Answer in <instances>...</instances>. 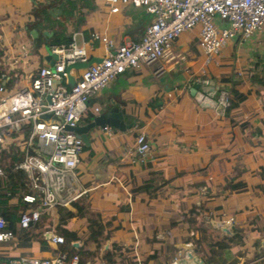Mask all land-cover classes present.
Segmentation results:
<instances>
[{"label": "crops", "instance_id": "obj_1", "mask_svg": "<svg viewBox=\"0 0 264 264\" xmlns=\"http://www.w3.org/2000/svg\"><path fill=\"white\" fill-rule=\"evenodd\" d=\"M150 19L130 5L111 12L102 0H0L6 88L23 86L39 67L52 66L51 39L61 32L69 42H84L89 59H101L107 49L95 35L116 45L129 43L142 36ZM197 37L198 28L184 32L163 58L125 71L89 100V108L99 106V113L118 105L131 127L94 128L89 144L83 143L78 172L89 192L78 206L85 212L68 207L73 216L66 226L76 232L85 264H172L183 257L185 243L202 264H264V28L246 39L232 38L207 65ZM82 69L72 68V78ZM229 76L239 79L235 88L246 97L228 115L200 107L189 94L196 80L211 78L231 87L221 81ZM94 116L87 112L80 123ZM244 121L248 125L240 128ZM139 130L150 143L144 162L124 156ZM149 180L161 187L133 190ZM238 181L247 184L246 191L221 187ZM21 195L9 200L3 215L14 222L15 236L0 242V259L64 251L45 234H60L57 209L43 214L36 227H19L26 207ZM230 218L226 234L217 223ZM96 223L102 229L94 240L90 231ZM196 242L214 247L211 262L205 263L207 252ZM162 246L168 261L161 253L150 257Z\"/></svg>", "mask_w": 264, "mask_h": 264}, {"label": "built area", "instance_id": "obj_2", "mask_svg": "<svg viewBox=\"0 0 264 264\" xmlns=\"http://www.w3.org/2000/svg\"><path fill=\"white\" fill-rule=\"evenodd\" d=\"M111 12L120 6L142 8L151 19L142 36L134 41L116 45L113 39L95 35L106 47L107 54L100 62L83 68L72 85L68 84V65L87 62L89 55L84 42L75 38L67 45L52 47L58 55L52 66H41L26 78V84L14 90L5 85L7 75L0 70V152L16 147L21 159L15 168L28 181V190L21 195L26 207L20 212L18 225L22 229L34 227L43 214L58 207H70L89 192L80 180L78 166L83 148L82 140L66 125L79 124L87 112L96 115L99 106L89 108L92 96L111 84L127 70H136L163 58L172 43L184 32L198 28L197 47L204 55L205 64L211 63L234 37H251L264 28V0H102ZM203 79L199 81H207ZM57 82L54 87L53 84ZM216 94V115L225 116L231 107L229 90L221 82ZM49 96V99L47 97ZM44 114L52 118L42 119ZM31 146L46 156L35 154ZM150 143L144 130H139L134 143L124 156L135 155L146 160ZM2 169L0 168V175ZM233 219L220 221L231 225ZM53 244H63L64 237L46 231ZM15 236L0 215V242ZM0 264H80L77 253L59 251L53 256L0 259Z\"/></svg>", "mask_w": 264, "mask_h": 264}, {"label": "trees", "instance_id": "obj_3", "mask_svg": "<svg viewBox=\"0 0 264 264\" xmlns=\"http://www.w3.org/2000/svg\"><path fill=\"white\" fill-rule=\"evenodd\" d=\"M52 44L56 45H67L69 43V38L63 33H59L52 37L51 39ZM222 82L229 81L231 83V87H227L229 90V93L231 95V107L227 111V115L230 113V111L237 107L238 104L245 99L246 96H244L241 92L237 91L235 86L239 83V79L234 78L233 76L229 77H222ZM248 125V122H241L240 128H244ZM21 159V155L18 152L16 147L9 146L7 150L0 152V168L2 169V174L0 175V215H4L8 209L10 208L9 200L17 195L22 194L23 192H26L28 190V181L25 177V174L19 170L16 169L15 166ZM160 185L157 187L153 184L152 181H148L143 183L142 185H139L135 187L133 190H157ZM229 188H231L232 191L242 192L246 191V183L242 181H238L236 183L229 184ZM78 201L73 202V204L70 207L76 206L78 208L79 214H84L85 207L78 206ZM56 212L58 214V228L61 235L64 237V243L61 244V247L64 249V251L72 255L74 253H77L80 257V264H85V262L82 260L81 250L73 245V242L77 239V234L75 231L70 230L66 223L68 222L69 218L73 216V212L67 207H58L56 208ZM6 220V227L8 229H12L14 227V222L8 221L6 217H4ZM49 224H52L51 220H49ZM96 225H98L96 223ZM35 225L34 227H36ZM97 229L94 231L91 229V239L96 240L98 236L100 235V230L102 229L101 226H93ZM14 231V230H13ZM233 237L229 238L228 240H231ZM196 246L199 249L205 248V251L207 252V258L205 260L206 262H211L213 259V253L216 251L213 246L204 244L203 242H196ZM204 250V249H203ZM158 253H161L165 256L166 260L168 261L170 258L168 256V250L166 246H162L160 250H155L153 254L150 256L152 258H157ZM158 261V260H157ZM159 262V261H158Z\"/></svg>", "mask_w": 264, "mask_h": 264}, {"label": "water", "instance_id": "obj_4", "mask_svg": "<svg viewBox=\"0 0 264 264\" xmlns=\"http://www.w3.org/2000/svg\"><path fill=\"white\" fill-rule=\"evenodd\" d=\"M51 59V64L53 65L55 61L58 58V55L56 53H51L48 56ZM101 59L91 58L87 62H76L72 63L67 66L66 71L68 72V84L72 85L75 82V79L72 78V75L70 74V71L72 68H85L88 65H90L93 62H100ZM57 82L53 84L55 87ZM220 86L217 84V82L214 79H208L207 81H199L196 80L192 83L189 94L193 97V99L196 101V103L203 108H210L213 110H220V107H217L216 102V94L219 90ZM49 99V96L47 97ZM42 119H48L52 118L54 120L61 121L60 118L52 116L51 114H44L41 116ZM115 127L119 130H125L130 126V124H126L125 120L123 118L122 112L119 110L118 105H113L110 108H107L103 110L98 115H95L92 120L88 123L82 124L79 123L75 126H69L66 125L64 127L65 130L74 132L84 144L88 145V133L90 130L94 128H105V127ZM32 151L35 154H38L42 156L44 159H46V156L42 154L38 148L31 146ZM217 226L220 227L221 231L230 234L229 228L226 226H221L219 222L217 223ZM73 245L75 247H78L77 242H73ZM182 247L185 249L184 255L182 258L175 260L172 262V264H202V260L199 259V257L192 253V251L189 249L191 247L190 243H185L182 245Z\"/></svg>", "mask_w": 264, "mask_h": 264}, {"label": "rangeland", "instance_id": "obj_5", "mask_svg": "<svg viewBox=\"0 0 264 264\" xmlns=\"http://www.w3.org/2000/svg\"><path fill=\"white\" fill-rule=\"evenodd\" d=\"M221 187H222V188L225 187L226 189H227V188L229 189V184H228V183L223 184V185L221 184ZM228 189H227V190H228ZM246 189H247V184H246ZM132 263H133V262H132ZM132 263H130V264H132ZM133 264H134V263H133Z\"/></svg>", "mask_w": 264, "mask_h": 264}]
</instances>
